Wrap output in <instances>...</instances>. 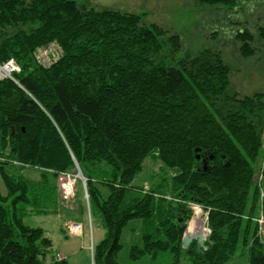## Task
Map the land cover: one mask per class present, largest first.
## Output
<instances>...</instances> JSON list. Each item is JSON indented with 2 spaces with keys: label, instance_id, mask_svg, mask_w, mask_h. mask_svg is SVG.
I'll return each instance as SVG.
<instances>
[{
  "label": "trees",
  "instance_id": "trees-1",
  "mask_svg": "<svg viewBox=\"0 0 264 264\" xmlns=\"http://www.w3.org/2000/svg\"><path fill=\"white\" fill-rule=\"evenodd\" d=\"M197 1L234 12L250 0ZM142 19L75 0H0V63L19 66L14 80H0V264H69L23 218L63 211L57 176L77 168L105 230L93 264H119L131 219L142 221L132 260L168 253L172 264H225L238 249L247 264H264L253 221L264 190V93L240 96L217 50L179 57L180 37ZM233 34L250 58L264 29ZM50 43L59 58L42 65L36 50ZM146 159L158 167L143 191L133 180ZM190 203L207 211L199 250L181 246L180 226L200 217Z\"/></svg>",
  "mask_w": 264,
  "mask_h": 264
},
{
  "label": "rangeland",
  "instance_id": "rangeland-1",
  "mask_svg": "<svg viewBox=\"0 0 264 264\" xmlns=\"http://www.w3.org/2000/svg\"><path fill=\"white\" fill-rule=\"evenodd\" d=\"M75 1L96 10L143 13V24L158 25L166 31V36L177 34L180 37L182 49L178 54L179 57L194 55L205 48L217 50L223 62L230 68L229 79L234 91L240 96H249L255 92L264 93V38L257 40L256 50L250 58H242L237 51L238 42L233 37V33L241 25L246 26L254 34L257 28L264 29V0H250L245 5L242 3L234 12L225 11L222 8L208 9L200 5L197 0ZM157 167L158 164H151V161L146 159L142 172L135 177L133 183L135 185L149 184L151 171H156ZM82 187L80 179L76 178L74 197L68 201L61 200L63 211L47 215H27L23 218V222L28 226L45 230L46 235L52 240L51 254L62 249L68 256L67 260L72 264H93V247L104 237L105 230L99 215L95 212L92 216L90 215L88 200ZM0 190L5 193L1 180ZM82 203L85 204L83 215L78 210ZM193 205L197 204L190 203L191 211H193ZM191 215L192 218L194 213L192 212ZM68 219L81 222L83 232L68 234L65 225H63L65 230L61 231L62 222L67 223ZM141 228L140 219H131L122 228L117 262L119 264H172V256L168 253L156 258H151L149 255L136 260L129 258L130 247L141 244ZM192 228L190 224L188 230ZM180 264L192 263L183 256ZM225 264H247L246 251L237 249L232 259Z\"/></svg>",
  "mask_w": 264,
  "mask_h": 264
},
{
  "label": "built area",
  "instance_id": "built-area-1",
  "mask_svg": "<svg viewBox=\"0 0 264 264\" xmlns=\"http://www.w3.org/2000/svg\"><path fill=\"white\" fill-rule=\"evenodd\" d=\"M60 55V48L55 43L47 44L43 47H39L36 50V59L37 62L42 65H49L53 62H55ZM19 71L18 65L15 63L13 59H9L6 62L0 63V80L2 79H11L14 80L13 74L15 72ZM76 178H79L75 174H69V173H59L57 176V182H58V188H59V194L60 199L62 201H68L72 197H74V185ZM260 176L258 178V181H260ZM84 184V182H83ZM142 190L148 191L149 184L148 183H142ZM259 200H260V206H259V213L256 217L253 218V221L256 222L257 225V234L259 239L264 242V190L259 189ZM193 213L195 215H199L202 217L206 224L207 219V211H204V208L200 205H193ZM65 228L68 232V234H79L82 233L83 226L80 222L76 221H69L65 224ZM206 230V226L204 227ZM57 260H60L61 258L59 256L56 257Z\"/></svg>",
  "mask_w": 264,
  "mask_h": 264
},
{
  "label": "water",
  "instance_id": "water-1",
  "mask_svg": "<svg viewBox=\"0 0 264 264\" xmlns=\"http://www.w3.org/2000/svg\"><path fill=\"white\" fill-rule=\"evenodd\" d=\"M24 131V129H22ZM12 133L14 132V128L11 129ZM196 159H200L199 155H196ZM205 159L203 158L202 161ZM77 175L84 180V177L81 171L77 168ZM182 231L181 236V246L183 249L187 248L191 242H195L197 249L203 248L205 246V242L207 240V235L203 229V220L201 217H195L194 227L191 230L185 228L183 224L179 228Z\"/></svg>",
  "mask_w": 264,
  "mask_h": 264
},
{
  "label": "crops",
  "instance_id": "crops-1",
  "mask_svg": "<svg viewBox=\"0 0 264 264\" xmlns=\"http://www.w3.org/2000/svg\"><path fill=\"white\" fill-rule=\"evenodd\" d=\"M68 221V220H67ZM66 223H65V221H63L62 222V225H61V227H60V229H62L63 231L65 230L64 229V227H63V225H65ZM61 230V231H62ZM66 233V232H65ZM68 233V232H67ZM66 233V234H67ZM49 237V236H48ZM50 238V237H49ZM51 239V238H50ZM52 241V240H51ZM64 242H66V240L64 241ZM54 257H57V256H59L61 259H68V256H67V254L66 253H63V251H62V249L61 250H57V251H55V253L54 254H52ZM68 261V260H67ZM69 262V261H68ZM69 264H72V263H70L69 262Z\"/></svg>",
  "mask_w": 264,
  "mask_h": 264
},
{
  "label": "flooded vegetation",
  "instance_id": "flooded-vegetation-1",
  "mask_svg": "<svg viewBox=\"0 0 264 264\" xmlns=\"http://www.w3.org/2000/svg\"><path fill=\"white\" fill-rule=\"evenodd\" d=\"M205 163V161L203 162V164Z\"/></svg>",
  "mask_w": 264,
  "mask_h": 264
},
{
  "label": "bare ground",
  "instance_id": "bare-ground-1",
  "mask_svg": "<svg viewBox=\"0 0 264 264\" xmlns=\"http://www.w3.org/2000/svg\"><path fill=\"white\" fill-rule=\"evenodd\" d=\"M16 63V62H15Z\"/></svg>",
  "mask_w": 264,
  "mask_h": 264
}]
</instances>
